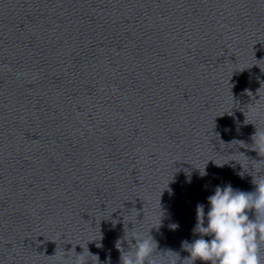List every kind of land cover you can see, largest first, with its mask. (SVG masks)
<instances>
[{
    "label": "water",
    "instance_id": "water-1",
    "mask_svg": "<svg viewBox=\"0 0 264 264\" xmlns=\"http://www.w3.org/2000/svg\"><path fill=\"white\" fill-rule=\"evenodd\" d=\"M255 169L264 0H0V264H121L161 214L182 260L197 203Z\"/></svg>",
    "mask_w": 264,
    "mask_h": 264
},
{
    "label": "clouds",
    "instance_id": "clouds-1",
    "mask_svg": "<svg viewBox=\"0 0 264 264\" xmlns=\"http://www.w3.org/2000/svg\"><path fill=\"white\" fill-rule=\"evenodd\" d=\"M222 140V139H221ZM259 151V145L257 147ZM222 165V164H219ZM260 172L261 169H255ZM253 175V183L256 185L252 191L234 188L229 182L224 185H216L215 190L207 196V211L205 204L198 202L196 206V223L192 231L199 233L192 240L182 241V248L188 255L181 260L180 252L167 249L175 253L176 257L164 260L155 255L158 241L150 234L153 227L159 229L163 225L162 214L158 217V223H153L148 229L147 235L140 232L128 233L118 237L115 246L121 250V264H180L185 258L195 264V261L210 262V264H261L260 242L264 240V172ZM200 175H207V170H200ZM244 175L243 172L240 173ZM192 176H186V181L191 182ZM161 207V206H160ZM250 209L255 210V217L250 218ZM131 220V219H129ZM128 220V221H129ZM132 221V220H131ZM118 218H113V226L118 223ZM133 222V221H132ZM169 227H179L178 222H173ZM133 226L129 229L131 230ZM98 247H103V233L98 237ZM134 238V242H133ZM92 240V239H91ZM128 247L125 248L124 242ZM89 253H91L87 247ZM79 258H73V264H85L90 257L80 252ZM93 264H110L111 256L105 262H100L99 255Z\"/></svg>",
    "mask_w": 264,
    "mask_h": 264
}]
</instances>
